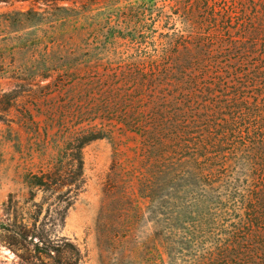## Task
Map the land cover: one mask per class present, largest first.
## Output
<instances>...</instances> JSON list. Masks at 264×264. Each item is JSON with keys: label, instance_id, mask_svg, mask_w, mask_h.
Listing matches in <instances>:
<instances>
[{"label": "trees", "instance_id": "trees-1", "mask_svg": "<svg viewBox=\"0 0 264 264\" xmlns=\"http://www.w3.org/2000/svg\"><path fill=\"white\" fill-rule=\"evenodd\" d=\"M14 1L40 2L47 7L41 13L29 9L0 15L9 29L7 36L26 29H31L27 35L33 36L17 50L23 68L10 72L12 80L21 82L15 87L34 85L48 90L50 84H38L55 75L59 85L78 80L77 71L55 70L52 65L37 70L30 64L41 50L58 45L55 37L50 40L46 36L65 34L60 29L66 26L72 9L62 3L76 5L80 0ZM156 5L157 0H153L151 6L155 9ZM169 17V13L158 16L165 22ZM181 26L183 32L192 33L190 20L184 19ZM38 32L43 38L37 37ZM249 33H264V26L259 24ZM167 37L166 44L171 45L175 36ZM261 37L246 36L238 44L234 42L232 49L255 54ZM183 49L180 60L184 63L205 56L202 48L187 43ZM85 75L75 86L84 81L88 93L98 94V100L91 99L84 107L74 106V124L85 126L61 128L62 146L53 170L27 176L29 200L37 191L43 194L40 203L32 204L35 210L29 214L31 224L20 217L6 225L14 247L24 251L31 247L32 255L23 253L19 259L26 264H83L77 246L64 237L51 236L52 230L64 221L83 189V149L97 140L114 141L119 131L141 139L143 158L135 156L125 165L113 159L104 190L107 202L97 222L101 234L116 233L123 204L134 203L138 208V200L147 201L150 218L165 232L159 240L170 261L191 254L196 259L194 264H264V70L236 74L230 80L229 73L211 74L206 70L182 68L157 73L147 82L154 89L177 90L182 99L153 93L150 101L155 115L149 126L135 107L146 86L143 75L116 70L105 74L88 71ZM125 87L133 90H123ZM186 87L190 91L186 92ZM15 94H3L2 99L15 98ZM250 180L252 187L247 185ZM65 186V192H59ZM54 194L57 196L38 224L43 205ZM11 203L9 198L2 205L6 214ZM257 232L261 241L248 245L247 239Z\"/></svg>", "mask_w": 264, "mask_h": 264}, {"label": "rangeland", "instance_id": "rangeland-1", "mask_svg": "<svg viewBox=\"0 0 264 264\" xmlns=\"http://www.w3.org/2000/svg\"><path fill=\"white\" fill-rule=\"evenodd\" d=\"M151 2L153 0L62 3L72 9L66 26L60 29L65 34L46 36L50 40L55 37L58 45L52 50H41L30 67L42 70L52 65L55 70L77 71L79 75L78 80L62 85L55 83H59L56 75L38 84L39 87L50 84L48 90L34 85L31 88L15 87L21 82L12 80L10 72L23 68L19 63L22 56L17 50L24 43L28 44L33 36L27 35L31 29L7 36V24L0 21V264H26L19 256L23 253L28 257L32 255L31 247L24 251L12 245L6 225L20 217L27 225L31 224L28 218L35 210L32 204L40 203L43 194L37 191L33 200H29L31 190L27 176H39L53 170L58 149L62 146L61 128L85 126L74 124L73 109L75 105L84 107L91 99L98 100L97 93L87 92L82 85L84 81L75 86L88 71L105 74L116 70L118 73L143 75L146 86L135 107L137 112L143 113L144 122L149 126L152 115H155L150 101L153 93L160 96L173 94L177 100L182 99L177 90L154 89L147 82L157 73L182 68L196 72L206 70L211 74L229 73L230 80L236 74L264 70V33H249L259 24L264 26V0H157L155 9ZM29 9L41 13L47 7L40 2H0V15ZM161 13H169L166 22L159 21ZM184 19L190 20L192 33L183 32L181 22ZM167 36H175L171 45L166 44ZM246 36H263L257 42L259 52L250 54L243 49H232L234 42L238 44ZM37 37L43 38L42 33L38 32ZM186 43L193 48H202L205 56L182 62L180 58ZM123 90L133 89L125 87ZM13 91L15 98L2 99L3 94ZM187 91H190L188 87ZM115 135L114 141L97 140L83 149V189L66 212L64 221L54 227L51 236L64 237L77 246L83 264H194L196 259L191 254L187 258L180 256L175 262L167 259L159 240L165 232H161L150 218L147 201L138 200L140 209L135 208L134 203L123 204L124 211L119 217L116 233L106 235L99 232L97 222L107 202L104 190L113 159L118 158L119 163L125 165L135 156L139 160L143 158L138 136L124 135L119 131ZM247 185L252 187L254 183L250 180ZM65 190L66 186L59 192ZM56 196L48 197L38 224L47 205ZM9 198L12 203L6 214L2 205ZM259 233L247 239L248 245L261 241Z\"/></svg>", "mask_w": 264, "mask_h": 264}]
</instances>
